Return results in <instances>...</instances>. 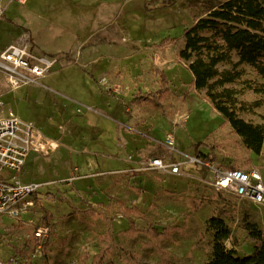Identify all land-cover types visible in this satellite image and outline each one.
Masks as SVG:
<instances>
[{
    "label": "rangeland",
    "instance_id": "rangeland-1",
    "mask_svg": "<svg viewBox=\"0 0 264 264\" xmlns=\"http://www.w3.org/2000/svg\"><path fill=\"white\" fill-rule=\"evenodd\" d=\"M224 1L29 0L8 6L0 17V54L25 36L57 64L40 85L16 91L0 70V118L13 114L37 124L59 148L50 158L31 155L22 173H0L3 181L43 185L28 214L0 218L1 262L91 264L102 249L99 236L111 232L114 264H160L159 247L172 264H203L211 258L206 224L213 210L232 229L227 248L241 257L254 253L244 222L264 234V205L217 192L214 172L187 159L206 152L221 170L258 168L264 180V148L261 155L247 150L179 60L185 30ZM240 70L241 80L227 87L239 90L242 102L262 104L241 115L262 125L264 80L249 66ZM169 134L182 154L161 145ZM164 156L166 163L181 162L180 174L142 170ZM135 177L142 183L131 185ZM122 197L143 212L144 220L132 224L141 232L181 230L160 244L143 233L119 235L131 225L119 213ZM202 198L206 205L193 212L189 202ZM99 213L102 219L94 216ZM48 226L47 236H36Z\"/></svg>",
    "mask_w": 264,
    "mask_h": 264
},
{
    "label": "trees",
    "instance_id": "trees-1",
    "mask_svg": "<svg viewBox=\"0 0 264 264\" xmlns=\"http://www.w3.org/2000/svg\"><path fill=\"white\" fill-rule=\"evenodd\" d=\"M184 39L185 46L179 60L187 64L195 88L205 92L206 100L225 118V124L243 139L247 150L261 155L264 124H254L241 115L253 114L262 104L240 101L238 96L241 92L227 86L241 80L243 71L240 69L243 66L251 67L264 80V0H226L186 29ZM221 66L225 68L221 70ZM259 87L264 89V83ZM206 203L207 199L202 198L190 201L189 205L193 212H199ZM117 206L122 217L131 223L119 235L134 237L143 233L151 242L160 244L171 240L181 230L179 227H167L160 232L152 227L141 232L132 224L135 219L144 220L143 212L138 207H128L123 201H118ZM94 216L98 219L104 217L100 213ZM244 223L249 238L255 243V251L250 256L241 257L237 251L227 248L232 229L213 210L206 224L207 231L213 234V240L209 242L211 258L203 264H264V234L257 225ZM99 240H102V249L92 258L91 264H114L111 259L117 246L113 233L100 235ZM159 251L160 264H172L168 252L162 247ZM131 258L138 260L133 254Z\"/></svg>",
    "mask_w": 264,
    "mask_h": 264
},
{
    "label": "built area",
    "instance_id": "built-area-1",
    "mask_svg": "<svg viewBox=\"0 0 264 264\" xmlns=\"http://www.w3.org/2000/svg\"><path fill=\"white\" fill-rule=\"evenodd\" d=\"M28 1L10 0L7 5L1 3L0 17H3L9 5H25ZM56 64V58L38 54L37 49L25 36L0 54V70L7 76L13 91L40 85ZM161 145L169 154H182L172 134L167 135ZM58 148V143L46 137L37 124L24 121L13 114L0 118V173L4 169L22 173L31 155L50 158ZM167 157L151 159L142 170L180 174L181 162L166 163ZM187 159L191 164L205 166L214 172V187L217 192L264 205V180L258 168L221 170L201 156H187ZM42 187L41 184L24 183L21 179L3 181L0 178V218L5 216L18 220L28 214L35 207V196ZM49 231L48 227L39 229L36 236H47ZM0 264L5 263L0 261Z\"/></svg>",
    "mask_w": 264,
    "mask_h": 264
},
{
    "label": "crops",
    "instance_id": "crops-1",
    "mask_svg": "<svg viewBox=\"0 0 264 264\" xmlns=\"http://www.w3.org/2000/svg\"><path fill=\"white\" fill-rule=\"evenodd\" d=\"M1 3H2V1H1ZM0 3V4H1ZM15 5V4H14ZM198 156H201V157H203V159H205V160H207V161H209V157H208V154L206 153V152H199L198 153ZM210 162V161H209ZM131 167H137V165H133V166H131ZM139 168H135L134 170L135 171H140L141 169H139ZM129 180L132 182V184L131 185H135L136 183H142V177H135V178H129ZM97 197V196H96ZM123 199V200H122ZM122 199H120V200H118V201H123V202H125V199L126 198H124V197H122ZM135 205H137L138 206V204L137 203H135ZM128 206V205H127ZM128 207H130V206H128ZM139 207V206H138ZM254 244V243H253Z\"/></svg>",
    "mask_w": 264,
    "mask_h": 264
}]
</instances>
